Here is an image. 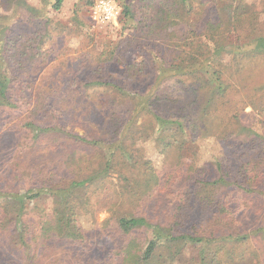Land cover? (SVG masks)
<instances>
[{"label": "trees", "instance_id": "trees-1", "mask_svg": "<svg viewBox=\"0 0 264 264\" xmlns=\"http://www.w3.org/2000/svg\"><path fill=\"white\" fill-rule=\"evenodd\" d=\"M138 1L121 10L132 31L117 44L94 40L72 8L74 35H85L75 71L36 80L49 56L72 50L68 28L49 9L0 0V264H264V134L231 93L243 79L264 100L254 75L264 0H235L217 23L203 9L215 0ZM43 2L57 12L63 0ZM102 61L122 64L123 77ZM207 136L221 152L204 165L186 150ZM148 137L159 165L138 143ZM101 210L109 215L85 226Z\"/></svg>", "mask_w": 264, "mask_h": 264}, {"label": "rangeland", "instance_id": "rangeland-1", "mask_svg": "<svg viewBox=\"0 0 264 264\" xmlns=\"http://www.w3.org/2000/svg\"><path fill=\"white\" fill-rule=\"evenodd\" d=\"M30 4L33 6H36L38 8H44L49 9L54 13L53 18L59 19L63 24H65L68 28L67 32V46L71 48L72 50L68 52L66 55H63L59 58H53L52 56H49V58L46 60L45 68H42L39 70L38 74L36 75V80L43 79V76H46L51 78L52 80H57V78H67L70 74H72L75 71V68L77 66L78 62V52L75 50H80V41L82 38H84L85 35H83V32L81 31L80 34H75L73 32V28L71 27L70 22V16L71 12L70 10L77 6L79 18L83 20L85 23L89 25L87 27L88 31L93 33L94 40L99 41V43H106V44H117L121 39H123L127 34H129L132 30V27L130 25H123V17L121 14V10L124 5L127 3L131 4L135 11H137V6L139 5L138 0H112L114 3V6L116 8V14L113 20L109 22H102L100 20H96L92 17L91 13V6L86 5V2L88 0H63L61 9L59 11H54L51 7H47L46 3L43 2V0H27ZM49 2L54 0H47ZM248 4L254 2V0H244ZM95 2V0H94ZM229 5L235 6V0H215L206 3L203 6L205 14L209 17V19L215 23L220 22L223 17H225V11L228 9ZM227 7V9H226ZM190 11L189 15L186 17V20L188 22H194L198 20V8ZM231 7H229L230 10ZM0 12H2V8L0 7ZM256 23L258 27L261 29L262 32H264V12H261L257 15ZM226 36L232 44H239V31L230 29L226 32ZM48 42L46 39H44L43 42V49H48ZM83 48H87V45H84ZM126 58H140V55L138 52H127ZM232 55L224 53L219 58L218 68L223 73V77H225V72H227V66L231 65L232 62ZM100 66L102 67V71L104 74H107L111 79L113 80H120L123 76V69L124 66L122 64H119L115 61H102L100 62ZM249 66V65H248ZM235 68V67H232ZM236 71V70H235ZM234 71V72H235ZM254 71L257 72V68L255 67ZM231 72V71H229ZM257 76H264V68L260 71H258L256 74ZM230 78V77H229ZM237 82V85L239 86V89L234 90L232 95L235 98L243 97L245 101V105L243 104H237V107H239V110L241 109L243 118L247 119L249 123L254 127L255 130H257L260 133L264 134V100L260 101L259 99V92H257V89H251L248 88L252 84H248L247 81L243 79L234 78ZM240 84L243 85V87H240ZM105 96V95H101ZM100 96V97H101ZM255 96V97H253ZM102 98V97H101ZM104 101V100H103ZM263 105V107H259V104ZM262 109V110H261ZM141 146L144 147L145 152L148 157L152 159V161L159 165L161 162V156L156 152L154 145H153V139L152 137H148L147 139H144V142H138ZM264 147V146H263ZM187 153H196L197 160L199 164L208 165L212 161H215V159L220 155L221 148L219 146L218 141L213 136H207L203 138H199L196 141V144H190L187 147L186 150ZM228 189L222 190L220 193H227ZM231 190V189H230ZM228 194V193H227ZM229 195H233L235 198V211L236 213L243 215L246 211V202H240L239 201V195L232 192ZM43 204L45 203L42 200ZM49 208V206H48ZM264 213V209H263ZM109 213L105 210L98 211L94 214L92 217H83L82 222L85 224V226L90 227L94 223L98 224L101 221H103ZM251 242H255L254 240H251ZM187 251H183L181 257H179V260H182L186 257ZM181 262V261H180ZM76 264H82V263H76Z\"/></svg>", "mask_w": 264, "mask_h": 264}, {"label": "built area", "instance_id": "built-area-1", "mask_svg": "<svg viewBox=\"0 0 264 264\" xmlns=\"http://www.w3.org/2000/svg\"><path fill=\"white\" fill-rule=\"evenodd\" d=\"M92 17L102 22H109L114 19L116 8L112 0H95L91 7Z\"/></svg>", "mask_w": 264, "mask_h": 264}]
</instances>
